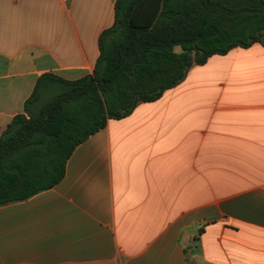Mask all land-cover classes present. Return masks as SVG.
<instances>
[{"label":"crops","instance_id":"obj_1","mask_svg":"<svg viewBox=\"0 0 264 264\" xmlns=\"http://www.w3.org/2000/svg\"><path fill=\"white\" fill-rule=\"evenodd\" d=\"M116 1L0 0V136L40 76L93 73ZM0 264H264V45L194 65L0 206Z\"/></svg>","mask_w":264,"mask_h":264},{"label":"trees","instance_id":"obj_2","mask_svg":"<svg viewBox=\"0 0 264 264\" xmlns=\"http://www.w3.org/2000/svg\"><path fill=\"white\" fill-rule=\"evenodd\" d=\"M255 43L264 45V0H117L93 73L40 76L0 136V206L54 187L79 144L160 99L194 65Z\"/></svg>","mask_w":264,"mask_h":264},{"label":"rangeland","instance_id":"obj_3","mask_svg":"<svg viewBox=\"0 0 264 264\" xmlns=\"http://www.w3.org/2000/svg\"><path fill=\"white\" fill-rule=\"evenodd\" d=\"M180 49H181L180 47H176V49H175V50H176V51H179Z\"/></svg>","mask_w":264,"mask_h":264}]
</instances>
